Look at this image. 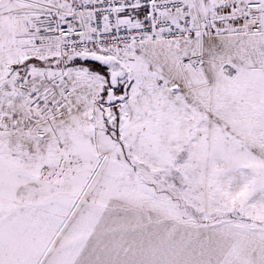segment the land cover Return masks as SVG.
I'll return each mask as SVG.
<instances>
[{"label":"snow or ice","instance_id":"snow-or-ice-1","mask_svg":"<svg viewBox=\"0 0 264 264\" xmlns=\"http://www.w3.org/2000/svg\"><path fill=\"white\" fill-rule=\"evenodd\" d=\"M0 264H264V0H0Z\"/></svg>","mask_w":264,"mask_h":264}]
</instances>
